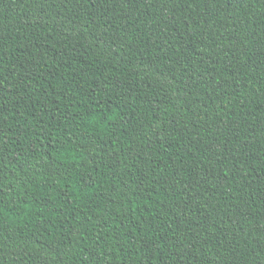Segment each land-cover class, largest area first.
I'll return each mask as SVG.
<instances>
[{
    "label": "trees",
    "instance_id": "trees-1",
    "mask_svg": "<svg viewBox=\"0 0 264 264\" xmlns=\"http://www.w3.org/2000/svg\"><path fill=\"white\" fill-rule=\"evenodd\" d=\"M0 264H264V0H0Z\"/></svg>",
    "mask_w": 264,
    "mask_h": 264
}]
</instances>
